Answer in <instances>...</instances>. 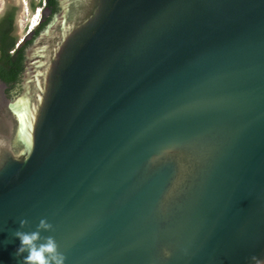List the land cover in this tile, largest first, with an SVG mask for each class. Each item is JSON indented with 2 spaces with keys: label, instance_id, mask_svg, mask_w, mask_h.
Masks as SVG:
<instances>
[{
  "label": "water",
  "instance_id": "95a60500",
  "mask_svg": "<svg viewBox=\"0 0 264 264\" xmlns=\"http://www.w3.org/2000/svg\"><path fill=\"white\" fill-rule=\"evenodd\" d=\"M57 2L0 78V264L41 219L66 264H264V0Z\"/></svg>",
  "mask_w": 264,
  "mask_h": 264
},
{
  "label": "trees",
  "instance_id": "16d2710c",
  "mask_svg": "<svg viewBox=\"0 0 264 264\" xmlns=\"http://www.w3.org/2000/svg\"><path fill=\"white\" fill-rule=\"evenodd\" d=\"M45 6L51 9L50 15L34 30V36L30 40L22 41L16 48L14 47L16 38L12 35L15 9L12 8L0 19V78L8 86L6 93L9 97L20 92L19 83L24 70L25 48L32 43L59 10L57 0H46ZM11 51L12 53H10Z\"/></svg>",
  "mask_w": 264,
  "mask_h": 264
},
{
  "label": "clouds",
  "instance_id": "9594fccd",
  "mask_svg": "<svg viewBox=\"0 0 264 264\" xmlns=\"http://www.w3.org/2000/svg\"><path fill=\"white\" fill-rule=\"evenodd\" d=\"M35 5L31 8L32 14H34ZM42 14L39 24L42 21ZM23 40H21L20 44ZM25 224H27V221L21 220L20 229H23ZM51 228L52 225L50 223L45 219H41L36 230L23 231L18 229L13 233V236L19 240V245L15 249V255L19 258L20 264H66V256L60 251L55 238L53 236L42 238L41 236V230L47 231L51 230ZM3 243H6V241ZM165 255H170V253L166 251Z\"/></svg>",
  "mask_w": 264,
  "mask_h": 264
},
{
  "label": "built area",
  "instance_id": "2783aa9c",
  "mask_svg": "<svg viewBox=\"0 0 264 264\" xmlns=\"http://www.w3.org/2000/svg\"><path fill=\"white\" fill-rule=\"evenodd\" d=\"M44 7H45V0H37V3H36L35 8H34V13H35L34 16L36 17V19L34 17H32V15H33L32 12H30V15H27V19H26V23H25V25L27 27V33L30 32V29H34V28H32V24L35 25V27L39 24V22L41 20V14L43 12ZM32 19H35L34 22ZM20 42L17 43L16 47L20 44ZM10 53H12V51Z\"/></svg>",
  "mask_w": 264,
  "mask_h": 264
},
{
  "label": "rangeland",
  "instance_id": "374dc122",
  "mask_svg": "<svg viewBox=\"0 0 264 264\" xmlns=\"http://www.w3.org/2000/svg\"><path fill=\"white\" fill-rule=\"evenodd\" d=\"M12 0H0V15L3 14V12L10 6ZM37 3V0L33 1V5ZM32 5V6H33ZM27 19V15H24L18 41L19 43L21 40L25 39V35L27 34V27L25 25Z\"/></svg>",
  "mask_w": 264,
  "mask_h": 264
},
{
  "label": "flooded vegetation",
  "instance_id": "af4514ba",
  "mask_svg": "<svg viewBox=\"0 0 264 264\" xmlns=\"http://www.w3.org/2000/svg\"><path fill=\"white\" fill-rule=\"evenodd\" d=\"M12 8L11 7H8L6 10H5V12H4V15L2 16V17H4L10 10H11ZM15 9V8H14ZM50 13H51V9L50 8H47L46 6H45V8H44V11H43V14H42V21H44L49 15H50ZM41 21V22H42ZM13 25H15V15H14V24ZM34 36V31H32V32H30V33H28V34H26L25 35V39L23 40V42H25L26 40H30L32 37ZM7 88H8V86H7Z\"/></svg>",
  "mask_w": 264,
  "mask_h": 264
},
{
  "label": "bare ground",
  "instance_id": "6f19581e",
  "mask_svg": "<svg viewBox=\"0 0 264 264\" xmlns=\"http://www.w3.org/2000/svg\"><path fill=\"white\" fill-rule=\"evenodd\" d=\"M34 15H35V13L32 15V17H34L36 19V17ZM35 19H32L33 22H34ZM32 28H35V25L32 24Z\"/></svg>",
  "mask_w": 264,
  "mask_h": 264
}]
</instances>
